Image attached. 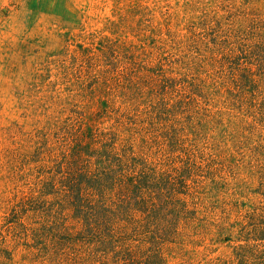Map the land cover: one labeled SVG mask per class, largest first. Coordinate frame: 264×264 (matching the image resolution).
Wrapping results in <instances>:
<instances>
[{"label":"rangeland","instance_id":"374dc122","mask_svg":"<svg viewBox=\"0 0 264 264\" xmlns=\"http://www.w3.org/2000/svg\"><path fill=\"white\" fill-rule=\"evenodd\" d=\"M0 264H264V0H0Z\"/></svg>","mask_w":264,"mask_h":264}]
</instances>
